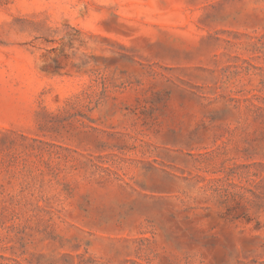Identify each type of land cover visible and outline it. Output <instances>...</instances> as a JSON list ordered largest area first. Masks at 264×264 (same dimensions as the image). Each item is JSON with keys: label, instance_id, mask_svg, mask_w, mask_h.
<instances>
[{"label": "rangeland", "instance_id": "rangeland-1", "mask_svg": "<svg viewBox=\"0 0 264 264\" xmlns=\"http://www.w3.org/2000/svg\"><path fill=\"white\" fill-rule=\"evenodd\" d=\"M0 264H264V0H0Z\"/></svg>", "mask_w": 264, "mask_h": 264}]
</instances>
